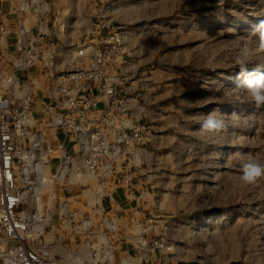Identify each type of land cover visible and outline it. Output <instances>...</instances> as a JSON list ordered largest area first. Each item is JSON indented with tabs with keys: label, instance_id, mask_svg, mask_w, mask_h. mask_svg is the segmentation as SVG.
I'll return each instance as SVG.
<instances>
[{
	"label": "rangeland",
	"instance_id": "374dc122",
	"mask_svg": "<svg viewBox=\"0 0 264 264\" xmlns=\"http://www.w3.org/2000/svg\"><path fill=\"white\" fill-rule=\"evenodd\" d=\"M54 3L61 22L51 29L55 40L66 23L76 24L74 39L60 37L66 45L100 32L126 37L124 91L137 100L152 137L137 166L128 167L131 188L116 198L160 221L167 247L143 263L264 264V171L242 179L246 169L264 170V104L245 87L264 75V0ZM2 16L15 22L21 14L4 3ZM38 21L34 15L30 24ZM5 62L0 58L9 68ZM209 116L223 126L204 129Z\"/></svg>",
	"mask_w": 264,
	"mask_h": 264
},
{
	"label": "built area",
	"instance_id": "2783aa9c",
	"mask_svg": "<svg viewBox=\"0 0 264 264\" xmlns=\"http://www.w3.org/2000/svg\"><path fill=\"white\" fill-rule=\"evenodd\" d=\"M54 2L0 0V58L9 67L0 65V264H144L167 247L160 221L116 198L131 188L128 167L152 137L124 91L126 37L109 31L77 45L55 40ZM4 3L21 14L15 22L2 16ZM66 24L60 31L74 39L75 23ZM33 154L53 182L52 204L42 207L21 183ZM37 172L30 187L43 183ZM85 175L93 183L81 182Z\"/></svg>",
	"mask_w": 264,
	"mask_h": 264
},
{
	"label": "bare ground",
	"instance_id": "6f19581e",
	"mask_svg": "<svg viewBox=\"0 0 264 264\" xmlns=\"http://www.w3.org/2000/svg\"><path fill=\"white\" fill-rule=\"evenodd\" d=\"M55 4V3H54ZM42 9V8H41ZM39 12L41 11L40 8L38 10ZM31 161L29 162V167L25 170V174L26 177L23 179V181L21 183H24V193L26 195V197H30V199L33 196V192L34 194L37 196V203H38V207H42V204H44V202L46 203H50L52 204V197L54 195V189L52 187V179H51V173L49 171V168L47 166H45L44 168H42V162L41 160H38V156H36V154L32 155V157L30 158ZM37 168L38 172H37V176L38 178L43 182L41 183V185H37L35 187H30L29 184L32 183L33 179H32V171H34ZM84 183H93V178L85 175L84 177H82V181ZM48 194V198L47 201H44V195ZM84 194L88 197H91V199L94 198V195H92V193L88 190H85Z\"/></svg>",
	"mask_w": 264,
	"mask_h": 264
},
{
	"label": "clouds",
	"instance_id": "9594fccd",
	"mask_svg": "<svg viewBox=\"0 0 264 264\" xmlns=\"http://www.w3.org/2000/svg\"><path fill=\"white\" fill-rule=\"evenodd\" d=\"M258 28L264 30V21L260 22ZM237 64L240 65V62L237 61ZM245 87L247 88L248 94L251 96L252 101L257 106L264 104V75L254 76L252 79L247 80L245 82ZM222 126L223 122L216 120L212 116L206 118L202 124V127L206 130H215L221 128ZM261 171L264 170L259 168H252L251 170L246 169L242 179L245 182H252L257 176L261 174Z\"/></svg>",
	"mask_w": 264,
	"mask_h": 264
},
{
	"label": "crops",
	"instance_id": "0c3cea01",
	"mask_svg": "<svg viewBox=\"0 0 264 264\" xmlns=\"http://www.w3.org/2000/svg\"><path fill=\"white\" fill-rule=\"evenodd\" d=\"M75 26H76V24H75ZM75 28V27H74ZM78 28H79V26H78ZM80 29H82V26H80ZM72 33H75V31H72ZM59 37L58 38H60V37H64V39H67V40H69L68 39V34L67 33H60L59 35H58ZM81 37V36H80ZM61 39V38H60ZM62 40V39H61Z\"/></svg>",
	"mask_w": 264,
	"mask_h": 264
}]
</instances>
